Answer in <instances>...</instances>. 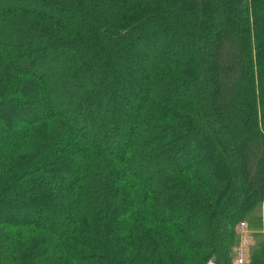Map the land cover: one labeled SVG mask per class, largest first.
Wrapping results in <instances>:
<instances>
[{
  "label": "trees",
  "instance_id": "trees-1",
  "mask_svg": "<svg viewBox=\"0 0 264 264\" xmlns=\"http://www.w3.org/2000/svg\"><path fill=\"white\" fill-rule=\"evenodd\" d=\"M240 222L264 0H0V264H232Z\"/></svg>",
  "mask_w": 264,
  "mask_h": 264
},
{
  "label": "built area",
  "instance_id": "built-area-1",
  "mask_svg": "<svg viewBox=\"0 0 264 264\" xmlns=\"http://www.w3.org/2000/svg\"><path fill=\"white\" fill-rule=\"evenodd\" d=\"M237 232L239 235L238 246L235 250L232 264H245L248 260L250 244L247 236V224L245 222H240L237 225Z\"/></svg>",
  "mask_w": 264,
  "mask_h": 264
},
{
  "label": "rangeland",
  "instance_id": "rangeland-1",
  "mask_svg": "<svg viewBox=\"0 0 264 264\" xmlns=\"http://www.w3.org/2000/svg\"><path fill=\"white\" fill-rule=\"evenodd\" d=\"M247 224V232H248V239H249V246H251L255 240H257V238L259 236H261V238H264V229L263 227H257V225H255L254 227L250 226L248 222H245Z\"/></svg>",
  "mask_w": 264,
  "mask_h": 264
}]
</instances>
